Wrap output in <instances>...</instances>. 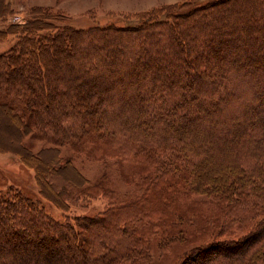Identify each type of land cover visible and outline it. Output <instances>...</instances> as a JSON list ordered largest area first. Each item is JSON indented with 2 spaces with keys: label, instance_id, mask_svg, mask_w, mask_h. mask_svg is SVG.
Listing matches in <instances>:
<instances>
[{
  "label": "trees",
  "instance_id": "16d2710c",
  "mask_svg": "<svg viewBox=\"0 0 264 264\" xmlns=\"http://www.w3.org/2000/svg\"><path fill=\"white\" fill-rule=\"evenodd\" d=\"M12 12L0 0V22ZM59 24L33 9L0 29V43L14 37L0 54V152L33 169L40 196L60 210L74 206V192L115 204L82 226L76 217L52 221L18 190L0 191V231L43 236L32 241L35 257L7 264H70L51 262L53 248L77 246L85 230L95 236L88 264H141L143 253L131 256L153 231L199 244L244 234L187 261L264 264V0H184L127 28ZM25 135L53 146L34 153ZM63 145L114 161L138 188L135 199L117 201L89 183L62 160ZM153 197L163 202L155 199L158 211L147 210Z\"/></svg>",
  "mask_w": 264,
  "mask_h": 264
},
{
  "label": "rangeland",
  "instance_id": "374dc122",
  "mask_svg": "<svg viewBox=\"0 0 264 264\" xmlns=\"http://www.w3.org/2000/svg\"><path fill=\"white\" fill-rule=\"evenodd\" d=\"M13 12L4 22H0V29L5 28L9 24H23L29 18L33 9L50 14L53 17L61 19L60 26H68L74 29L82 30L89 27H115L127 28L137 26L140 18L149 12L173 7L181 4L184 0H7ZM14 42V37L10 36L8 39L0 43V54L8 50ZM122 45V44H121ZM108 53V52H107ZM156 57L158 55H155ZM155 66H150L147 70H153ZM264 81V80H263ZM131 107V106H130ZM29 149L36 153L43 147H51L53 145L46 143L40 139L32 140L30 135H25L22 141ZM62 160L70 162L76 170L86 179L89 183L100 182L104 188L110 190L115 197V200L127 202L134 200L138 188H134L130 183L125 182L120 177V172L112 160L97 161L93 158L86 156L83 153L76 152L69 146L63 145L58 147ZM60 183V182H58ZM58 189L57 182L54 183ZM142 186H144L142 184ZM85 189V188H83ZM20 191L28 200L32 201L36 206L44 210V213L49 215L52 221L59 223L68 221L74 222L73 218L80 219L79 221L84 224L83 217H94L100 215L106 208L109 207L111 202L107 199L100 197L87 198L79 196V192H74L75 202L69 211L58 209L53 203L42 198L39 194L37 182L35 180L34 170L27 167L22 161L12 153L0 152V191ZM19 192V193H20ZM20 193V194H21ZM80 200H77V199ZM158 199L153 197L147 210L158 211ZM159 200V199H158ZM35 201V202H34ZM160 206L162 201L159 200ZM162 210V209H161ZM39 222V216L36 218ZM146 219V218H144ZM140 219V228H144L146 220ZM45 223V222H44ZM37 225V223H35ZM112 223H105L100 225L97 237L105 235L99 229L108 231ZM17 230V226L15 227ZM14 230L9 228L0 231V260L1 264H7V259L13 258L21 260L24 258L35 257L38 247H32V241L36 239L38 242L43 236L32 232L31 230L24 231ZM244 231V230H243ZM247 232V230H245ZM153 231V233L144 235L140 240L141 247H138L131 256L140 259L143 253L145 259L141 264H189L187 259L199 247L208 246L213 243L220 242L219 244H230V242L237 241L244 238V234H240V238L226 239L227 236L218 237V239H210L209 241L199 244L200 242L190 243V239L176 240V239H163L160 235ZM17 233V234H16ZM86 230L81 231L79 239L76 238L77 246H74L72 241H68L67 246H55L52 251V261L61 258L70 264H81L82 259L86 264L92 262L94 259L90 251V243L93 242L95 236L93 232L92 237L86 236ZM10 235V236H9ZM243 236V237H242ZM13 241H10L12 240ZM25 239V240H22ZM138 238H136L137 240ZM212 241V242H210ZM13 242V243H11ZM17 242H20L17 244ZM34 242V241H33ZM34 245V244H33ZM10 246V251L7 250ZM7 248V249H6ZM141 253V254H140ZM140 254V255H138ZM7 258V259H6ZM43 259V257H38ZM193 259V258H192ZM191 261V260H190ZM58 263L62 262L58 260ZM125 264H133L131 261H126ZM192 264V262L190 263Z\"/></svg>",
  "mask_w": 264,
  "mask_h": 264
}]
</instances>
